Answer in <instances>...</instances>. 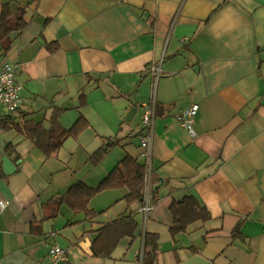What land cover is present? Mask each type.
<instances>
[{
    "label": "crops",
    "instance_id": "obj_1",
    "mask_svg": "<svg viewBox=\"0 0 264 264\" xmlns=\"http://www.w3.org/2000/svg\"><path fill=\"white\" fill-rule=\"evenodd\" d=\"M9 1L27 25L0 47L23 85L16 111L0 104V118L16 124L0 126V264H143L139 231L158 237L154 264H264V0ZM152 95L150 163L160 181L151 210L128 204L126 186L96 193L94 217L53 203L75 182L96 187L126 155L146 162L139 133ZM193 103L194 137L175 117ZM58 109L62 128L81 117L88 125L48 156L23 127L48 130ZM108 141L116 144L91 162ZM3 156L14 171H2ZM185 195L210 218L172 238L169 207ZM128 213L135 237L92 254L96 229ZM51 244L65 249L63 261L51 259Z\"/></svg>",
    "mask_w": 264,
    "mask_h": 264
},
{
    "label": "trees",
    "instance_id": "obj_2",
    "mask_svg": "<svg viewBox=\"0 0 264 264\" xmlns=\"http://www.w3.org/2000/svg\"><path fill=\"white\" fill-rule=\"evenodd\" d=\"M24 9H18L14 12L10 6V1L2 4L0 12V47L1 52H6L11 44V34L21 31L27 25L24 19ZM62 110H56L51 117V126L48 130L38 124H29L24 126V132L29 138L34 140V144L43 151L45 155H52L57 152L67 137H76L80 131L86 128L87 121L79 118L70 129H64L57 120ZM15 126L10 116L0 118V126L6 128L8 123ZM116 143L108 141L99 149L90 155L93 163L99 162ZM149 173V195L153 203L157 199V188L160 178L151 170V163L144 162L140 164L133 157L126 155L119 163L105 176L96 186L89 187L81 181L72 184L69 189L53 199V203L60 206L67 204L75 212H84L87 217H94L97 213L88 208L89 200L98 192L104 189L126 186L128 193L124 199L128 204L134 201L143 203L145 196V175ZM172 214V223L169 227L170 234L174 238L178 233L185 232L190 224L196 221L205 222L210 218V213L206 207L192 195H185L179 200L172 201L170 205ZM47 218L53 216H46ZM138 228L136 220L131 213L116 218L110 223L104 224L96 229V237L92 241V254L97 256H109L111 250L120 238L124 236L135 237ZM142 240L141 251L138 258L143 264H154L158 256L157 235L146 231H139ZM238 228L232 231L233 238H240ZM192 251L197 249L192 247Z\"/></svg>",
    "mask_w": 264,
    "mask_h": 264
},
{
    "label": "built area",
    "instance_id": "obj_3",
    "mask_svg": "<svg viewBox=\"0 0 264 264\" xmlns=\"http://www.w3.org/2000/svg\"><path fill=\"white\" fill-rule=\"evenodd\" d=\"M264 57V46L259 51ZM148 69L154 72L155 77H158L160 72V63H152ZM23 88L22 82L18 80L16 66L6 59L0 60V104L3 106L6 113L16 111L22 102L21 90ZM156 98L152 95L149 100L142 104L141 116V130L139 133V143L143 150L142 156L146 162L150 164V141L153 134V123L155 117ZM198 111V104L193 103L189 107L180 110L176 115V120L179 124L187 130V132L194 137L196 132L194 130L195 116ZM5 203L0 201V207ZM153 203L149 195V171L145 175V196L143 203L140 205V210L146 215ZM65 249L58 244H51L48 249V254L55 262L63 261L65 259Z\"/></svg>",
    "mask_w": 264,
    "mask_h": 264
},
{
    "label": "water",
    "instance_id": "obj_4",
    "mask_svg": "<svg viewBox=\"0 0 264 264\" xmlns=\"http://www.w3.org/2000/svg\"><path fill=\"white\" fill-rule=\"evenodd\" d=\"M1 161H2V171L4 173H10L14 171L15 165L11 163L10 160L6 156H3L1 158Z\"/></svg>",
    "mask_w": 264,
    "mask_h": 264
}]
</instances>
